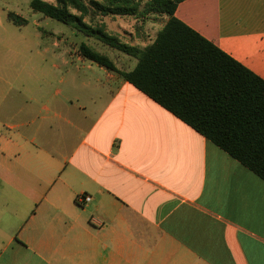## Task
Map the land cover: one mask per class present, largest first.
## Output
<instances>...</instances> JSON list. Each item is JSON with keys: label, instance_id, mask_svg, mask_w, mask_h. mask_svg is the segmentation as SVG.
Segmentation results:
<instances>
[{"label": "crops", "instance_id": "0c3cea01", "mask_svg": "<svg viewBox=\"0 0 264 264\" xmlns=\"http://www.w3.org/2000/svg\"><path fill=\"white\" fill-rule=\"evenodd\" d=\"M175 17L264 79V0H186ZM137 21L103 24L144 48ZM0 264H264V180L116 71L0 58Z\"/></svg>", "mask_w": 264, "mask_h": 264}, {"label": "trees", "instance_id": "16d2710c", "mask_svg": "<svg viewBox=\"0 0 264 264\" xmlns=\"http://www.w3.org/2000/svg\"><path fill=\"white\" fill-rule=\"evenodd\" d=\"M55 1L32 0L30 6L34 13L69 27L92 30L103 43L136 59L133 70L120 71L87 44L79 49L84 58L118 72L264 180V79L175 17L186 0ZM140 15L167 18L144 48L122 43L103 24L95 28L85 22L88 16L134 17L139 22ZM7 19L18 27L29 24L13 12Z\"/></svg>", "mask_w": 264, "mask_h": 264}, {"label": "rangeland", "instance_id": "374dc122", "mask_svg": "<svg viewBox=\"0 0 264 264\" xmlns=\"http://www.w3.org/2000/svg\"><path fill=\"white\" fill-rule=\"evenodd\" d=\"M31 1L0 0V40L11 42L15 50L13 51V48H5L0 45V58H80L82 55L79 49L82 44H87L103 54L111 52L114 61H116L117 55L123 56L122 52L109 47V45L99 40L98 37L95 36L94 39H89L91 35H95L92 30L83 29L80 31L77 28H72L50 19L43 14L34 13L30 6ZM44 1L56 4L55 0ZM9 12L27 19L29 24L18 27L9 22L7 19ZM151 18L152 15L147 17L140 15V20L137 22V32L143 34L138 40L141 46L152 42L167 21L166 17L154 16L155 19ZM148 19L151 20V23L150 21L147 23ZM103 21L104 17L102 16L94 17V19L90 16L85 18L86 24L95 28L102 26ZM121 24L125 26L127 22L121 21ZM113 26H117L115 28L117 31L119 28L118 24ZM38 35L42 37L40 38ZM123 36L125 41H130L126 35ZM21 42H26L30 45L27 55L22 51L25 47Z\"/></svg>", "mask_w": 264, "mask_h": 264}, {"label": "built area", "instance_id": "2783aa9c", "mask_svg": "<svg viewBox=\"0 0 264 264\" xmlns=\"http://www.w3.org/2000/svg\"><path fill=\"white\" fill-rule=\"evenodd\" d=\"M92 200V198L89 195L81 194L78 196L77 201L80 205L89 203Z\"/></svg>", "mask_w": 264, "mask_h": 264}]
</instances>
